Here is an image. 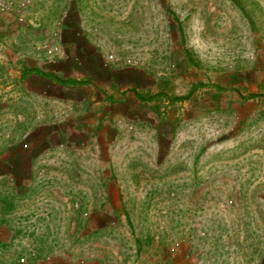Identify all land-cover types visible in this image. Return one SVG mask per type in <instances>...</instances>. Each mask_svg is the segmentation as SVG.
I'll return each mask as SVG.
<instances>
[{
	"label": "rangeland",
	"instance_id": "rangeland-1",
	"mask_svg": "<svg viewBox=\"0 0 264 264\" xmlns=\"http://www.w3.org/2000/svg\"><path fill=\"white\" fill-rule=\"evenodd\" d=\"M4 1L0 264H264V0Z\"/></svg>",
	"mask_w": 264,
	"mask_h": 264
},
{
	"label": "built area",
	"instance_id": "built-area-1",
	"mask_svg": "<svg viewBox=\"0 0 264 264\" xmlns=\"http://www.w3.org/2000/svg\"><path fill=\"white\" fill-rule=\"evenodd\" d=\"M11 10V3L0 0V12H9ZM47 48V51L51 53V49L48 46H45ZM26 145H24L25 147ZM182 247V244L180 242H174L170 248L168 249V252L170 254H175L180 248ZM28 256L32 258V260L37 263V262H43V263H51L53 262V257L52 256H44V257H39V255L35 251H30L28 253ZM26 257H21L19 259L20 263H26ZM88 263L86 259L79 258L76 261V264H86Z\"/></svg>",
	"mask_w": 264,
	"mask_h": 264
},
{
	"label": "crops",
	"instance_id": "crops-1",
	"mask_svg": "<svg viewBox=\"0 0 264 264\" xmlns=\"http://www.w3.org/2000/svg\"><path fill=\"white\" fill-rule=\"evenodd\" d=\"M27 259H26V263H20V262H15L14 264H75L73 262V259H70L69 257H64V256H60V258H53V262L51 263H43V262H37L35 263L32 258L30 256H25ZM88 263L86 264H102L101 263V260H99V258H95V259H86ZM178 260V261H177ZM177 260L173 261V259H169V258H166L164 259V263L166 264H187L189 263L188 259L187 258H177ZM177 261V262H176Z\"/></svg>",
	"mask_w": 264,
	"mask_h": 264
},
{
	"label": "trees",
	"instance_id": "trees-1",
	"mask_svg": "<svg viewBox=\"0 0 264 264\" xmlns=\"http://www.w3.org/2000/svg\"><path fill=\"white\" fill-rule=\"evenodd\" d=\"M30 73H39V71L36 69V68H28V67H24V69L21 71V76L22 77H25L26 75H28V74H30ZM24 160V157L22 156V154H20V153H12L11 155H10V160L8 159V158H6V160H3V161H5V162H10V165H11V171H12V169L14 168V167H17V168H20V169H22L23 168V166H22V161ZM22 172H23V170H22ZM12 174L15 176V178H19L20 177V175H17V174H15L13 171H12ZM17 175V176H16ZM23 174H21V176H22ZM24 175H25V173H24ZM24 178V177H23ZM22 178V179H23ZM4 220L3 219H1L0 220V222L2 223ZM169 255H168V257L170 258V257H173L172 256V254H170V253H168ZM174 255V254H173ZM183 255H178V256H176V258H180V257H182ZM183 258V257H182ZM175 259V258H174Z\"/></svg>",
	"mask_w": 264,
	"mask_h": 264
}]
</instances>
